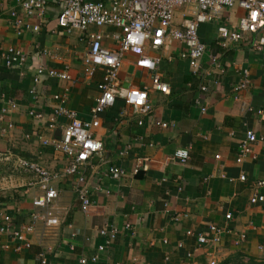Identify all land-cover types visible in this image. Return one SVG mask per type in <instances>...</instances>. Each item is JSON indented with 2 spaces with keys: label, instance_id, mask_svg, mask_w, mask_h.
Listing matches in <instances>:
<instances>
[{
  "label": "crops",
  "instance_id": "obj_1",
  "mask_svg": "<svg viewBox=\"0 0 264 264\" xmlns=\"http://www.w3.org/2000/svg\"><path fill=\"white\" fill-rule=\"evenodd\" d=\"M46 1L43 17L25 14L17 0L0 8V109L10 100L17 104L0 119V154L11 156L0 164L13 168L12 175L0 179V227L5 215L18 230L32 222L34 213L40 214L35 229L22 237L0 232V264H42L41 253L46 264H79L81 257L94 256L97 261L88 264L264 261V202H251L253 195L264 193V184H259L264 181V142L254 143L250 154L240 148L250 131L264 137V63L255 47L257 35L245 33L234 42L218 32L219 26L236 29L245 10L238 5L226 8L214 21L200 25L206 52L197 71L182 57L185 49L178 41L169 49L146 46L147 54L160 59L155 71L139 66V57L126 53L114 104L99 113L101 124L94 129L103 150L81 164L79 173L71 174L66 172L70 161L43 143L62 139L70 122L60 115L51 127L60 104L55 96L64 95L63 105L80 118H92L106 70L98 66L89 73L83 62L90 49L88 33H101L103 45L116 49L113 35L120 28L91 26L85 32L67 33L57 23L61 5ZM187 9L176 11V26H182ZM13 10L24 25L16 23ZM8 47L26 54L23 66H6L2 54ZM39 65L65 70L70 79L45 76L36 84ZM243 69H248L250 83L237 92ZM155 74L169 84L171 92L151 90L152 112L141 115L125 103L120 90L151 88ZM32 110L43 118L32 116ZM179 149L189 150L186 162L175 155ZM17 158L38 162L58 175L50 183L59 193L57 228H45L42 210L35 203L44 194L45 183L19 167ZM112 165L123 168L127 176L112 178L107 173ZM81 174L90 193L87 209L76 187ZM212 226L221 229V240L200 246L198 235L211 237ZM104 227L118 230L111 242L100 234ZM242 235L245 239L240 241Z\"/></svg>",
  "mask_w": 264,
  "mask_h": 264
},
{
  "label": "built area",
  "instance_id": "obj_2",
  "mask_svg": "<svg viewBox=\"0 0 264 264\" xmlns=\"http://www.w3.org/2000/svg\"><path fill=\"white\" fill-rule=\"evenodd\" d=\"M11 0H0V8ZM25 14L29 16L43 17L47 7L46 0H17ZM61 5V10L57 16L58 27L67 33L73 31L85 32L91 26L98 28L104 26H116L120 28L119 33H115L113 38L117 41L118 47L110 49L103 45L102 34L99 32H89L90 49L85 54L83 62L88 67V72L92 73L98 66L105 67L106 74L104 82L99 85L102 90L101 96L97 99L96 105L92 108V118L82 119L79 114L63 105L65 96L56 95L55 98L60 102L56 106L51 127L55 126L56 119L60 115L67 116L70 122L65 127L62 139L44 140V145L52 146L55 150L62 153L70 164L66 169L67 173H79L81 164L88 163L95 155L101 154L103 143L94 134V129L99 127V113L106 107L112 106L115 101V94L119 87V71L123 64L126 53L130 52L137 55L138 65L149 71H155L160 59L152 57L146 53V46L152 49L165 48L178 41L183 44L185 51L182 57H187L195 71L200 67V61L206 52V44L199 35V27L206 22H212L222 15L226 8H233L236 5L245 10L244 16L239 20L238 26L230 30L225 26H219L218 32L224 40L238 42L243 39L245 33L258 36L255 42L257 51L260 52L264 63V0H55ZM182 7H188L183 14L182 26H176L175 14ZM17 24L24 25L23 18L17 14L16 10L11 11ZM26 28H31L26 25ZM3 58L7 67L23 66L26 63V54L16 47H8L3 52ZM34 82L40 84L45 76L54 77L62 80L70 79L67 71L58 69H48L42 65L36 68ZM250 83L248 69H243V81L235 87V91L243 90ZM206 90V86L202 87ZM151 90L160 91L165 94L171 92L169 84L162 81L158 74H155L151 88L148 87H125L120 90V97L127 105L136 108L139 114L148 115L152 112L153 105L150 101L149 93ZM35 93L34 90L31 91ZM17 104L10 100L7 107L0 109V119H5L10 108H16ZM203 112L206 108L202 109ZM36 118H43L41 112L30 111ZM143 124L142 120L138 122ZM157 124L166 127V122L157 121ZM12 127V124H9ZM259 141L264 142V137L258 136L254 132H248L246 139L240 148L242 153H252V145ZM125 154V151L120 153ZM264 154V149H263ZM182 162L189 159L188 149H179L175 154ZM255 156V155H254ZM10 155L0 154V162L9 161ZM17 165L39 178V182L45 183L44 194L40 195L35 203L42 210L43 223L46 229H54L60 225V217L55 209V201L59 196L58 190L50 185L51 181L58 177L54 172L49 171L42 164L29 161L24 158H17ZM139 170L136 169V173ZM107 173L114 179H122L127 176V172L116 165L108 168ZM245 178V176H242ZM87 178L79 175L77 180V191L82 206L87 209L90 204V193L87 186ZM260 185L264 181L259 182ZM252 203L264 202V193H256L251 197ZM40 214L34 213L30 224L18 230L13 229L11 217L4 216L5 224L0 227V232H11L13 235L22 237L24 233L32 232L36 227V222ZM177 219V215L174 216ZM213 234L211 237L200 234L198 243L200 246L209 241L215 243L221 240L222 231L218 227L212 226ZM118 230L116 228L104 227L100 229V234L108 237V242L116 238ZM192 234L191 231L188 232ZM245 239L241 236L240 241ZM263 246L261 245L260 248ZM105 246H100L104 250ZM42 264L47 261L44 254H40ZM90 261L96 262L97 256L81 257L79 264H88ZM211 264H217L212 260Z\"/></svg>",
  "mask_w": 264,
  "mask_h": 264
},
{
  "label": "rangeland",
  "instance_id": "obj_3",
  "mask_svg": "<svg viewBox=\"0 0 264 264\" xmlns=\"http://www.w3.org/2000/svg\"><path fill=\"white\" fill-rule=\"evenodd\" d=\"M5 162V161H4ZM3 163V162H0ZM13 174V168L4 164H0V179Z\"/></svg>",
  "mask_w": 264,
  "mask_h": 264
},
{
  "label": "trees",
  "instance_id": "obj_4",
  "mask_svg": "<svg viewBox=\"0 0 264 264\" xmlns=\"http://www.w3.org/2000/svg\"><path fill=\"white\" fill-rule=\"evenodd\" d=\"M232 262H234V263H232ZM218 264H264V261L257 262L255 260H250L249 263H244V262H241L240 259H238V260H234V261L233 260H226V261H224L222 263H218Z\"/></svg>",
  "mask_w": 264,
  "mask_h": 264
}]
</instances>
